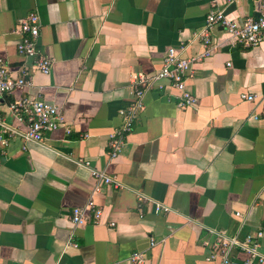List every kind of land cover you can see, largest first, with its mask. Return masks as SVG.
Listing matches in <instances>:
<instances>
[{
  "label": "crops",
  "instance_id": "1",
  "mask_svg": "<svg viewBox=\"0 0 264 264\" xmlns=\"http://www.w3.org/2000/svg\"><path fill=\"white\" fill-rule=\"evenodd\" d=\"M228 1L0 0V59L9 75L32 66L16 50L18 20L29 13L39 19L37 50L52 60L48 75L33 72L24 91L0 96V120L24 130L8 104L26 95L58 106L71 129L42 143L12 137L0 148V264H131L137 251L146 253L143 264H211L203 245L214 240L211 230L238 239L260 231L264 253V41L234 45L215 26L211 55L187 80L195 106L177 107V92L161 81L145 93L120 155L107 156L118 110L132 100L131 74H155L170 47L200 54L196 34L213 3L238 23L264 3ZM78 159L124 188L100 184L93 192ZM136 192L152 200L140 210ZM91 196L99 222L72 226V208ZM153 201L170 211L156 213ZM229 256L233 264L247 258L235 248Z\"/></svg>",
  "mask_w": 264,
  "mask_h": 264
},
{
  "label": "built area",
  "instance_id": "2",
  "mask_svg": "<svg viewBox=\"0 0 264 264\" xmlns=\"http://www.w3.org/2000/svg\"><path fill=\"white\" fill-rule=\"evenodd\" d=\"M233 1L237 0H229L227 3ZM215 26H221L224 29L232 44L244 48L257 47L264 41V3L256 17H247L240 23L227 18L223 9L218 8L213 3L207 11L204 27L196 34L203 48L200 54L187 57L181 55L174 47H170L155 74L147 76L138 72L130 75V83L133 87L132 100L126 107L118 110L120 122L108 135V162L115 160L120 155L127 134L131 131L133 123L144 109V95L153 86L161 89L162 85L160 82L166 80L177 92V107L195 106L196 97L189 90L187 80L193 76V65L211 55L212 41L209 33ZM16 33L20 36V41L16 46L17 53L24 58L32 59V66L30 69L21 67L19 74L16 77H11L6 64L0 59V96L8 95L15 91H24L31 84V74L33 72H39L44 75H48L51 72V58L37 50V38L39 36L38 15L29 13L19 19ZM240 98L246 102L256 100V96L253 94H242ZM8 109L12 118L23 124L25 129H18L0 120V148L6 146L8 140L12 137H19L24 141L42 143L48 133L59 127L64 128L66 134L71 132L70 127L66 125L60 108L40 98L20 95L8 104ZM75 163L89 170L91 177L96 182L93 192L99 189L100 184L114 188H124L122 182L102 170L92 168L88 161L78 159L75 160ZM147 201L152 200L144 194L136 192L137 210H140L141 205ZM154 205L156 213L170 211L167 206L159 202H154ZM101 214V207L95 204L91 196L83 206L72 208L69 220L74 227L86 223H98ZM235 216H240V214L235 213ZM110 225L112 226L113 223ZM211 232L215 235L214 240L212 242H203V245L209 249L205 256L207 262L211 264H233L229 256V250L235 248L247 255L243 264H264V253L260 251V243L258 242L262 232L249 234L243 239L226 236L220 231L211 230ZM69 245L76 246L75 243L66 244V246ZM154 245L155 242L151 239L150 246ZM128 261L131 264H143L146 261V253L143 251L133 252L129 256Z\"/></svg>",
  "mask_w": 264,
  "mask_h": 264
}]
</instances>
